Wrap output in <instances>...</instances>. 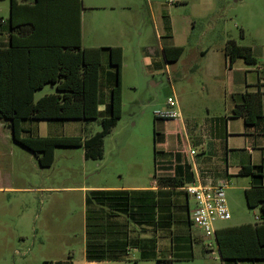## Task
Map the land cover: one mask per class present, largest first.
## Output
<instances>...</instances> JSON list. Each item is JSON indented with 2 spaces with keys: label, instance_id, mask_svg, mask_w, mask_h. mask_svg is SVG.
Here are the masks:
<instances>
[{
  "label": "rangeland",
  "instance_id": "374dc122",
  "mask_svg": "<svg viewBox=\"0 0 264 264\" xmlns=\"http://www.w3.org/2000/svg\"><path fill=\"white\" fill-rule=\"evenodd\" d=\"M123 4L131 8L123 9ZM9 5L10 0H0V17H8ZM83 5L85 41L89 40L93 28L101 27L97 33H110L111 41L124 48L121 117L105 137L101 160L84 159L82 148L56 147L52 165L40 168L37 160L33 164L25 161L26 158L18 160L15 155L9 159L8 154H3L0 220L8 221L20 235L9 251L0 246V264H51L61 258V246L78 256L85 237V192L93 190L85 187L154 184L155 163L162 165L164 133L176 130L174 125H178L177 120L163 125L162 120L154 119L153 112L165 108L167 97L174 92L185 114L197 118L208 116V112L210 116L218 114L223 112V105L217 98L227 86L228 73L220 64L219 75L207 74L213 51L221 57L226 43L233 41L251 47L255 56L264 60V0H83ZM93 5L114 6V10L89 9ZM161 14L170 16L175 42L185 46L180 60L170 64L168 70L163 68L162 61L156 69L152 61L160 31L153 17ZM175 73H180L179 79ZM50 93L54 89L47 85L34 99ZM99 124V119L88 121L84 134L88 136L100 130ZM80 127V123L67 122L60 127L59 134H81ZM3 145V149L24 153L11 140ZM28 184L50 189L38 192L7 189ZM235 185L236 180L231 177L230 188L225 191L231 218L215 222V227L256 221L258 208L249 209L244 195L235 194L232 188ZM179 199L186 204L183 195ZM183 218L172 229L175 243L190 232L202 236L197 228H189L184 215ZM201 248L197 244L194 251ZM137 255L131 251L129 261L109 263L135 264ZM3 256H8L5 263Z\"/></svg>",
  "mask_w": 264,
  "mask_h": 264
},
{
  "label": "trees",
  "instance_id": "16d2710c",
  "mask_svg": "<svg viewBox=\"0 0 264 264\" xmlns=\"http://www.w3.org/2000/svg\"><path fill=\"white\" fill-rule=\"evenodd\" d=\"M67 1L43 0V46H21L18 35L11 32L10 46L7 49L0 48L1 122L20 129L22 120L100 119V131L83 142L78 137L32 139L41 142L37 162L42 168L52 165L56 147L82 146L86 159H101L104 138L121 117L122 50L120 47L82 48L76 16L74 15L72 29L71 21L66 23L59 15L60 8L63 5L66 7ZM69 1L82 8V0ZM22 7L24 6L18 5L15 0H10V24L13 31H19L16 15ZM62 28L68 39L61 38ZM182 52L183 47H163L166 62L176 61ZM103 53H106L108 63L115 71V83L110 89L106 109L101 113L98 109V76ZM224 54L229 64L236 59H242L250 65L256 63L251 48L237 45L233 41L226 43ZM45 85L53 86L54 93L34 100V93ZM241 97L242 102L232 109V115L242 118L246 126H253L262 116V94L259 91L244 92ZM154 168L156 190L86 191V260L128 261L131 251L136 250L138 257L134 259V263L155 260L161 264H169L158 251V241L168 238L176 245L172 230L176 223H181L183 215L189 228H192V223L188 213L186 214L187 204L183 205L179 199L181 195L186 197L182 190L185 186L184 179L161 174L157 161ZM246 170L250 175L257 172L262 175L264 163ZM244 198L249 209L258 208V219L253 224L215 230L216 246L224 261L264 260V185H252L245 189ZM179 239L182 240L183 236Z\"/></svg>",
  "mask_w": 264,
  "mask_h": 264
},
{
  "label": "crops",
  "instance_id": "0c3cea01",
  "mask_svg": "<svg viewBox=\"0 0 264 264\" xmlns=\"http://www.w3.org/2000/svg\"><path fill=\"white\" fill-rule=\"evenodd\" d=\"M18 5L24 7L18 9V15L16 20L18 21L19 31H13L10 24V5L9 15L7 18L0 17V48L7 49L11 44L10 33L13 32L18 35V43L29 46H43V0H22L21 2L15 0ZM70 2V3H69ZM70 4V8H69ZM112 5V4H111ZM114 6H89L91 10H106L107 8L114 10ZM123 9H130L129 4H123ZM83 10L85 7L82 0V8L78 4L74 6L73 1H67L66 7L63 5L60 8L59 15L62 19L71 21V28L73 29L74 15L77 22H79L80 34H81V47L82 48H105V47H120L122 50V67H121V81H122V68L124 65V48L121 44L111 41L110 33H97L101 28H93V32L90 34L89 40L85 41L84 38V24H83ZM64 12V14H63ZM155 18L156 24L159 26L158 32V46L153 53V66L156 69L160 67V61H162L163 68L169 69L170 64L177 63L185 51V46L179 45L175 42V34L172 30V22L169 15L161 14ZM72 33V32H71ZM68 39V36L64 35L63 28L61 31V38ZM65 38V39H66ZM71 42H73V35L71 34ZM187 42V41H186ZM187 45V44H186ZM163 47H183V52L179 58L174 62H166L163 55ZM248 47V46H247ZM251 48V47H249ZM252 55L256 59L255 64H246L242 59H236L233 63L229 64L227 57L222 55L218 57L217 51H213L211 57V64L208 67L207 74L219 75V66L221 64L223 70L228 77L227 86H224L223 96L221 95L217 99L223 105V112L218 114L197 118L190 114H185L179 107L176 94L173 92L180 117L177 120L178 125L176 130L164 133V148L162 149L163 158L160 168L161 174L175 175L182 177L185 181L184 185L194 184L203 187H214L221 182L229 181L231 183V177L236 180V185L233 186L235 194H243L244 190L252 185H264V173L250 175L246 168L251 166H257L264 163V60L258 59L253 49L251 48ZM177 79L180 78V73H175ZM115 83V71L109 65L106 53H103L101 60V69L98 76V109L101 113L104 112L103 108L109 102L110 89ZM47 86V85H45ZM44 86V87H45ZM122 86V82H121ZM43 87V88H44ZM53 88V86H50ZM37 90V92L43 90ZM54 89V88H53ZM259 91L262 94V116L256 120L253 126H246L242 118L232 115V109L242 102V94L244 92H256ZM216 99V98H215ZM216 99V100H217ZM35 100V99H34ZM103 104V107H102ZM198 120L200 122H198ZM100 121V119H99ZM158 121V120H157ZM169 121V120H167ZM162 121L163 125H166ZM179 121V123H178ZM67 122H77L81 125V134H59L60 127L65 126ZM88 121L79 119L68 120H22L19 127H9L4 122L0 121V159L3 158V154L10 156H17L33 162L37 160V157L41 153L40 140H32L35 138L43 139L45 137H78L83 142L84 139L89 138L93 134L86 135V125ZM175 122V121H174ZM243 125H242V123ZM176 124V123H174ZM180 124V125H179ZM100 125V124H99ZM171 139V143L168 145V140ZM7 140L13 141L17 146L23 150L22 153L14 151L10 148L3 149V143ZM105 141V138H104ZM82 148L83 155L85 153ZM196 149V150H193ZM198 149V150H197ZM55 151V149H54ZM191 151L193 153H191ZM103 154H104V142H103ZM26 156V157H25ZM103 158V155H102ZM101 158V159H102ZM84 159H86L84 157ZM98 159V160H101ZM92 160V159H86ZM8 162L10 160H7ZM23 163V161H22ZM38 163V162H37ZM40 167V166H39ZM42 168V167H40ZM226 186L225 191L230 188ZM7 189H20L24 191H43L50 188L35 187L32 184L24 186L22 188L8 187ZM85 189H152L156 190L157 185L154 184L150 187H144L139 185H97L90 186ZM88 191V190H86ZM86 193V192H85ZM187 206L191 208L193 201L185 197ZM190 203H192L190 205ZM188 210V208H187ZM187 214V211H186ZM188 215V214H187ZM231 218V217H230ZM238 223L233 226L247 224ZM252 224V223H250ZM215 227V226H214ZM228 226L215 227V230ZM19 232L17 228H11L5 220H0V246L4 251H9L13 244L19 239ZM199 238H198V237ZM166 239H160L158 241V251L160 250L162 258L168 260L169 264H264V260H239V261H224L220 258L217 246L211 249L205 248L203 244V237L199 235H193L190 232L189 236H183L176 245ZM200 244L202 246L200 251L195 252V245ZM61 258L54 260L51 264H110L109 261H88L85 259V237L79 248V255L76 256L74 252L67 247L61 246ZM132 252H138L132 250ZM8 256H3V262L5 263ZM138 257V255H137ZM136 257V258H137ZM135 258V259H136ZM129 261V260H128ZM127 262V261H119ZM139 262H155L151 261H137Z\"/></svg>",
  "mask_w": 264,
  "mask_h": 264
},
{
  "label": "built area",
  "instance_id": "2783aa9c",
  "mask_svg": "<svg viewBox=\"0 0 264 264\" xmlns=\"http://www.w3.org/2000/svg\"><path fill=\"white\" fill-rule=\"evenodd\" d=\"M157 120L167 121L180 117L177 100L174 95L168 96L165 108L153 112ZM191 153H193L191 151ZM229 181L221 182L214 187H203L194 184L185 185L182 190L186 198L193 201V206H188V216L192 227L202 232L205 248L211 249L216 246L215 227L217 221L230 219V212L227 207L225 189ZM258 216H256V220Z\"/></svg>",
  "mask_w": 264,
  "mask_h": 264
}]
</instances>
